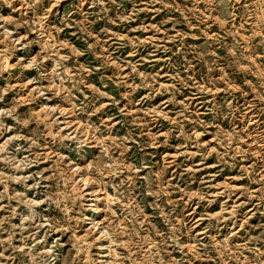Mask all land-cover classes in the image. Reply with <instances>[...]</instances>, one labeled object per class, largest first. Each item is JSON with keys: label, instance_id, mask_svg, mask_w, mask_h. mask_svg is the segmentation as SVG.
<instances>
[{"label": "rangeland", "instance_id": "374dc122", "mask_svg": "<svg viewBox=\"0 0 264 264\" xmlns=\"http://www.w3.org/2000/svg\"><path fill=\"white\" fill-rule=\"evenodd\" d=\"M0 264H264V0H0Z\"/></svg>", "mask_w": 264, "mask_h": 264}]
</instances>
